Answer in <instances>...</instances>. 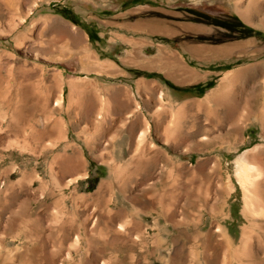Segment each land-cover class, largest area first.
I'll use <instances>...</instances> for the list:
<instances>
[{
	"label": "rangeland",
	"instance_id": "1",
	"mask_svg": "<svg viewBox=\"0 0 264 264\" xmlns=\"http://www.w3.org/2000/svg\"><path fill=\"white\" fill-rule=\"evenodd\" d=\"M0 264H264V0H0Z\"/></svg>",
	"mask_w": 264,
	"mask_h": 264
},
{
	"label": "trees",
	"instance_id": "2",
	"mask_svg": "<svg viewBox=\"0 0 264 264\" xmlns=\"http://www.w3.org/2000/svg\"><path fill=\"white\" fill-rule=\"evenodd\" d=\"M230 18L233 19L231 25H226V23H223L222 21H215L219 26L221 27H226V28H232V27H235V28H241V29H244L246 31V34L249 35L250 34V30L245 27L243 24H241L240 22H238L235 18V16L233 15H228ZM218 20V19H217ZM211 86L210 83L208 84H205V85H197L195 87H192V89H185L184 92H194L197 94V95H202L204 93V91L206 89H208L209 87Z\"/></svg>",
	"mask_w": 264,
	"mask_h": 264
},
{
	"label": "bare ground",
	"instance_id": "3",
	"mask_svg": "<svg viewBox=\"0 0 264 264\" xmlns=\"http://www.w3.org/2000/svg\"><path fill=\"white\" fill-rule=\"evenodd\" d=\"M243 170H242V172L244 173V172H246V173H248V174H250V171L248 170V168L247 167H243L242 168ZM251 170V169H250ZM252 172V171H251ZM245 174V173H244ZM246 175V174H245Z\"/></svg>",
	"mask_w": 264,
	"mask_h": 264
}]
</instances>
